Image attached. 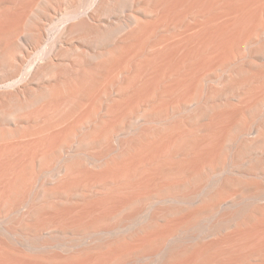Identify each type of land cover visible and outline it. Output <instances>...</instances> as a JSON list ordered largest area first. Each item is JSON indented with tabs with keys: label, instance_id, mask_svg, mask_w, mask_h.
<instances>
[{
	"label": "bare ground",
	"instance_id": "bare-ground-1",
	"mask_svg": "<svg viewBox=\"0 0 264 264\" xmlns=\"http://www.w3.org/2000/svg\"><path fill=\"white\" fill-rule=\"evenodd\" d=\"M0 264H264V0H0Z\"/></svg>",
	"mask_w": 264,
	"mask_h": 264
}]
</instances>
